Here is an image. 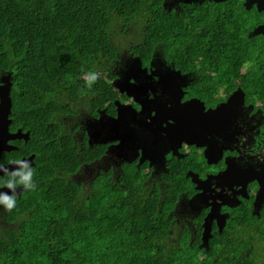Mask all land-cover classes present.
I'll list each match as a JSON object with an SVG mask.
<instances>
[{
	"label": "trees",
	"instance_id": "obj_1",
	"mask_svg": "<svg viewBox=\"0 0 264 264\" xmlns=\"http://www.w3.org/2000/svg\"><path fill=\"white\" fill-rule=\"evenodd\" d=\"M172 4L0 0V69L13 71L14 126L41 142L33 149V187L13 207V264H232L225 226L213 227L200 246L186 241L188 224L175 220L184 175L168 173L161 188L127 148L112 168L107 154L118 141L90 143L77 121L115 113L114 67L129 61L220 68L213 55L223 57L224 43L209 37L227 36L230 28L219 32L208 9ZM235 61L232 67L242 68ZM59 116L70 120L65 130L54 121Z\"/></svg>",
	"mask_w": 264,
	"mask_h": 264
},
{
	"label": "flooded vegetation",
	"instance_id": "obj_2",
	"mask_svg": "<svg viewBox=\"0 0 264 264\" xmlns=\"http://www.w3.org/2000/svg\"><path fill=\"white\" fill-rule=\"evenodd\" d=\"M246 1L251 5L250 9L246 8ZM253 1L173 0L171 7L174 10L182 9L185 4L196 9L207 10L213 6L228 10L223 15L215 14L212 19V24L221 28L219 32L226 33V27L230 28L227 36L209 37L216 43H224L223 57L213 55L219 60L218 70L193 68L191 63L186 67L176 62L167 64L161 59L148 65L137 64L133 69L135 75L129 82H146L148 85L143 96L136 95L137 99L147 97L167 108L172 106L166 110L163 120L155 123L157 143L161 148L158 153L162 158L158 153L147 151L152 134L144 124L149 119L139 112L140 104L127 95L125 87L118 89L119 98L113 101L115 113L109 115L112 125L119 130L117 119L123 113L122 117L128 121L123 146L133 147L137 143L132 160H137V165L141 163L140 166L149 171L151 181H158L163 188L164 178L170 172L187 179V189L181 193L179 201L183 211L175 218L189 226L186 241L193 246L199 240L200 246L202 239L214 235L213 227L221 231L225 226L232 235L235 250L232 264H264V32L253 35L256 28L264 29V9L258 12ZM258 45L260 49L257 50ZM237 59L242 68L232 67L231 62ZM164 73H168L166 78L172 90L169 93L158 83ZM1 90H4L3 94H9L10 111L6 130L0 131V166L29 159L28 165L15 174H0V190L17 188L15 195L4 194L16 201L28 193V187L20 181L36 169L33 149L41 142L33 139L28 130L14 126L11 69H0V103ZM189 101L192 103L188 104ZM55 119L61 130H65L66 117ZM175 129L180 130L186 140L178 141L169 134L176 132ZM76 134L75 131V137ZM112 140L119 143L116 138L106 141ZM111 160L114 161L112 155ZM13 224V207L9 209L0 204V264H13L9 253L12 245L7 243L15 230ZM203 251L198 250V255Z\"/></svg>",
	"mask_w": 264,
	"mask_h": 264
},
{
	"label": "water",
	"instance_id": "obj_3",
	"mask_svg": "<svg viewBox=\"0 0 264 264\" xmlns=\"http://www.w3.org/2000/svg\"><path fill=\"white\" fill-rule=\"evenodd\" d=\"M214 2H226L228 0H213ZM257 4V10L258 12L262 11L264 9V2L262 0H254L252 4ZM246 8L250 9L251 5H247V1L245 3ZM259 32H264V29H261L260 27L256 28L255 31L253 32V35L258 34ZM168 73H164L160 79H159V84L164 86L163 90L167 93L171 92V86L169 85L170 81L166 78V75ZM117 81V80H116ZM116 81L114 82V86H117ZM126 90V93L128 96H133L135 98V101H137L140 104V113H145L146 116L148 117V122L144 124V126L148 127L151 129V134L152 137L149 138V145H147L148 150L153 153H158L160 151V147L157 143V136H158V131L155 129V123L158 121L163 120L165 117V112L166 110L172 108V106L169 105V108H167L163 103L157 102L154 100H148L147 97H144L142 99H137L136 95H142L143 93L148 90V85L146 82H129L127 81V85L124 88ZM4 90H1V103H0V131L6 130L8 120H7V115L10 111V97L7 92V94H3ZM124 91V90H122ZM176 101V100H175ZM168 104H170L171 100H167ZM192 103L191 101L188 102V104ZM170 118V115H168ZM176 130V129H175ZM18 133L21 134L20 131H17ZM170 135L175 136L178 141H184L186 138H184L183 133L180 132V130H176V132H169ZM28 135V134H25ZM1 136V134H0ZM2 147L0 148V150ZM159 154V153H158ZM159 156L162 158V156L159 154ZM29 159H22L21 161L15 162L12 165L9 166H0V174L3 173H10L13 172V174L16 173V171L20 169H24L26 165H28ZM17 188H3L0 190V194H16Z\"/></svg>",
	"mask_w": 264,
	"mask_h": 264
},
{
	"label": "rangeland",
	"instance_id": "obj_4",
	"mask_svg": "<svg viewBox=\"0 0 264 264\" xmlns=\"http://www.w3.org/2000/svg\"><path fill=\"white\" fill-rule=\"evenodd\" d=\"M215 3V2H214ZM208 12H207V17L210 18V21H212L213 17L215 16V14H226L228 10L226 9H222L219 10L218 8H215L213 6L207 8ZM244 32L242 33V35L244 36ZM256 49H260V46H256ZM129 63H131V65L125 66V67H121V68H116L114 67V71H116L117 76H119V80L116 81L117 86H115L116 90L118 91V89H122L127 85V81L130 79H132V77H134L135 72L133 69L137 68V64L133 61H129ZM124 69V70H123ZM129 77V78H128ZM115 82V81H114ZM82 111H84L86 108L81 107ZM123 113L121 112L120 117L117 119V125L120 127V129L118 130L117 127H115L114 125H112V121L109 120V118H105L104 114H102V116L100 115L99 119H97V121L95 122H91V121H86L84 119H81L82 122H80V119H78V123L81 125V128H84L86 130V132L89 133L90 137H89V142L90 143H100V142H104L105 140H111L113 138L119 139V143L118 145L115 146V148H113V152H109L108 158L111 164H113L114 166L118 163V161L120 160V158L122 157V155H120L124 149L127 148V152L129 153V157H133L134 154V149H135V144L133 147L131 146H122L124 144L123 139L126 138V132H127V120L124 119L122 117ZM87 117V111H85L82 115V117ZM80 117V116H78ZM128 119L132 122V120L128 117ZM69 119L68 117H66L65 122H67ZM137 122V121H135ZM68 123V122H67ZM127 145V144H126ZM122 146V147H121ZM111 155L114 156V161L111 160ZM107 163V161H105L103 163V166H105ZM85 178H87V175L85 176ZM13 228L14 225H13Z\"/></svg>",
	"mask_w": 264,
	"mask_h": 264
},
{
	"label": "clouds",
	"instance_id": "obj_5",
	"mask_svg": "<svg viewBox=\"0 0 264 264\" xmlns=\"http://www.w3.org/2000/svg\"><path fill=\"white\" fill-rule=\"evenodd\" d=\"M67 122H66V124H67ZM69 123H70V121H69ZM31 177H32V173L29 172L27 175H24L22 177L20 183L25 184V186L28 187V188H32L33 185L30 183ZM7 186L8 187H12L11 184H8ZM0 204H2L4 206H6L7 208L11 209L12 207L15 206V199H14V197H8L7 195L0 194Z\"/></svg>",
	"mask_w": 264,
	"mask_h": 264
}]
</instances>
